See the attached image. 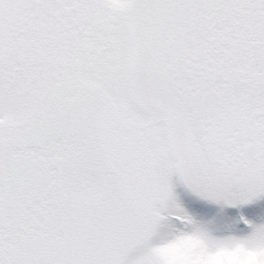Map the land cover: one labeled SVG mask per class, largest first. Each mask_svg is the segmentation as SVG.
<instances>
[{
	"label": "snow or ice",
	"instance_id": "snow-or-ice-1",
	"mask_svg": "<svg viewBox=\"0 0 264 264\" xmlns=\"http://www.w3.org/2000/svg\"><path fill=\"white\" fill-rule=\"evenodd\" d=\"M0 264H264V0H0Z\"/></svg>",
	"mask_w": 264,
	"mask_h": 264
}]
</instances>
